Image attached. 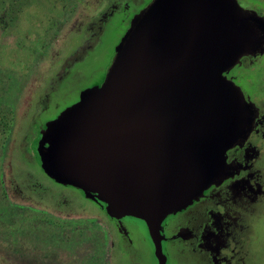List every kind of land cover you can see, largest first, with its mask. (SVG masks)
<instances>
[{"label":"water","instance_id":"1","mask_svg":"<svg viewBox=\"0 0 264 264\" xmlns=\"http://www.w3.org/2000/svg\"><path fill=\"white\" fill-rule=\"evenodd\" d=\"M264 53V17L237 0H152L131 21L100 88L47 125L41 169L142 221L158 264L161 224L232 171L257 111L226 74Z\"/></svg>","mask_w":264,"mask_h":264},{"label":"rangeland","instance_id":"2","mask_svg":"<svg viewBox=\"0 0 264 264\" xmlns=\"http://www.w3.org/2000/svg\"><path fill=\"white\" fill-rule=\"evenodd\" d=\"M104 1L0 0V264H156L143 222L127 221L133 245L126 249L104 213L80 190L42 174L37 152L40 133L77 99L91 72L111 66L126 33L131 16L117 13L94 51L58 80L66 57L89 40L93 31L87 23ZM151 1L143 0L139 13ZM238 2L264 17V0ZM226 76L234 77L264 114V55ZM44 100L47 108L41 110ZM252 226L249 264H264V209ZM32 254L39 257L36 263ZM167 254L168 264L184 263L177 243Z\"/></svg>","mask_w":264,"mask_h":264},{"label":"flooded vegetation","instance_id":"3","mask_svg":"<svg viewBox=\"0 0 264 264\" xmlns=\"http://www.w3.org/2000/svg\"><path fill=\"white\" fill-rule=\"evenodd\" d=\"M142 1L105 0L100 11L96 12L87 23V29L93 31L89 40L84 39L66 57L59 68L58 80L74 71V68L83 62L89 53L94 51L95 45H97V41L107 24L117 13L124 12L126 15L128 14V17L131 16L128 18V23H124L125 20H122L124 24H127L126 32L130 25V19L133 18L131 13H139V5L142 4ZM263 55L264 53L256 56H245L241 64L235 67L244 69L246 63L251 65ZM107 69L103 73L91 72L86 78L88 84L79 89L77 99L67 104L65 108L78 102L83 91L95 86L100 87ZM227 79L232 81L234 77H227ZM240 90L242 91V89ZM242 93L257 111L251 133L241 146H235L226 153V162L232 167V171L228 174L231 175L229 178L219 185L210 186L190 206L168 215L163 220L161 224V233L164 237L162 251L166 258V264L169 263L167 248L175 243L179 246V254L183 264H188L189 260L193 261L192 264H249L248 253L254 246V241L251 240L252 225L258 220L261 211L264 209V167L262 165L264 153L261 151V149L264 150V114L261 113V107L256 106L249 96H245L243 91ZM45 108H47V103L44 100L41 110ZM43 128L40 132L43 131ZM40 139L41 133L39 142ZM39 142L37 143L39 144ZM254 161L257 163L256 170H254ZM42 174L47 175L44 172ZM78 192L87 202L97 206L104 213L112 230L118 234L126 249L132 247L131 233L126 223L128 220H140L132 217H112L105 211L104 203L87 198L82 192ZM151 245L153 257L158 264L152 242ZM16 254L23 258L26 257L21 251H17ZM35 255L32 254V263H36L39 259Z\"/></svg>","mask_w":264,"mask_h":264},{"label":"trees","instance_id":"4","mask_svg":"<svg viewBox=\"0 0 264 264\" xmlns=\"http://www.w3.org/2000/svg\"><path fill=\"white\" fill-rule=\"evenodd\" d=\"M27 258H30L29 256L26 255Z\"/></svg>","mask_w":264,"mask_h":264}]
</instances>
